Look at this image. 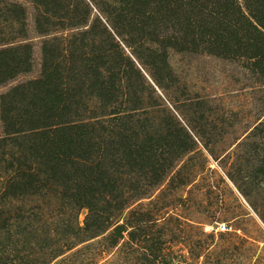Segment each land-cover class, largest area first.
<instances>
[{
  "label": "trees",
  "instance_id": "16d2710c",
  "mask_svg": "<svg viewBox=\"0 0 264 264\" xmlns=\"http://www.w3.org/2000/svg\"><path fill=\"white\" fill-rule=\"evenodd\" d=\"M20 2L41 64L0 96V264H228L234 246L200 245L182 216L195 193L222 203L219 185L264 195V115L217 180L203 151L216 160L225 121L187 104L170 61L214 59L264 92V0H0V89L34 71Z\"/></svg>",
  "mask_w": 264,
  "mask_h": 264
},
{
  "label": "rangeland",
  "instance_id": "374dc122",
  "mask_svg": "<svg viewBox=\"0 0 264 264\" xmlns=\"http://www.w3.org/2000/svg\"><path fill=\"white\" fill-rule=\"evenodd\" d=\"M20 4L27 9L29 14L27 24L30 34L29 43L34 48V71L31 75L1 88L0 96L18 84L36 79L40 72L42 40L33 34L32 8L26 3L20 2ZM170 63L182 85L187 89L189 95L187 104L190 100L199 99L207 104L210 115L218 123L220 119L225 121L224 127L217 126L218 130L215 133L211 132L205 140V144L216 160L211 159L208 153L203 151L209 171L216 174L217 180L222 178L225 181L224 174L235 171L231 168L232 160L229 158L235 153L236 141L264 115V92L253 91L251 84L240 75L236 67L214 59L172 55ZM167 108L174 114L168 105ZM178 108L180 109V106ZM180 113L185 115L183 109L178 112L182 118ZM207 172L205 171L207 178L213 180L211 178L214 177ZM228 187L224 188L219 185V191L214 190L213 192V194L222 196L224 199L222 203L217 201L214 195L210 200L201 202L200 197L203 194L206 195V191L202 192L203 194L195 193V201L190 204L194 207L193 210L182 216L186 217L187 225L191 224L194 228L191 230L187 227V237L195 239L202 246L213 243L223 248V245H228L227 242H229L234 247L225 255L228 258V264H264V226L259 220V217H264V195L257 196L254 190L244 187V191L250 195V202L247 203L232 186L228 184ZM251 206H254L257 212ZM222 215H225L224 218H220ZM85 216L86 213L83 212L79 218L81 226ZM218 219L225 221L224 224L218 222ZM201 232L215 236L228 233L239 239H227V241L216 238L211 242ZM175 251L180 252L181 250L176 249ZM183 254L186 255V253ZM81 259L84 258L81 257ZM107 262L123 263L122 258L117 255L105 257L102 264Z\"/></svg>",
  "mask_w": 264,
  "mask_h": 264
}]
</instances>
